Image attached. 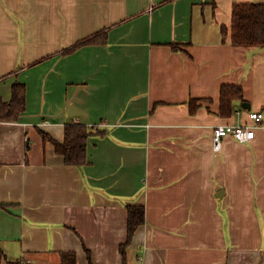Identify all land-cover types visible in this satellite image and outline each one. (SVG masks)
<instances>
[{
  "label": "crops",
  "instance_id": "crops-1",
  "mask_svg": "<svg viewBox=\"0 0 264 264\" xmlns=\"http://www.w3.org/2000/svg\"><path fill=\"white\" fill-rule=\"evenodd\" d=\"M244 2L264 0H0V98L26 90L0 121V264H123L128 204L144 222L125 264H264V47L230 39ZM223 84L243 97L226 116ZM72 122L105 130L80 166L41 135ZM220 124L254 137L215 151Z\"/></svg>",
  "mask_w": 264,
  "mask_h": 264
},
{
  "label": "trees",
  "instance_id": "trees-1",
  "mask_svg": "<svg viewBox=\"0 0 264 264\" xmlns=\"http://www.w3.org/2000/svg\"><path fill=\"white\" fill-rule=\"evenodd\" d=\"M225 34V28L222 27ZM230 39L236 46L264 47V3L244 2L235 3L231 11ZM95 41V35L74 44L70 50L84 43ZM175 47V45H174ZM12 96L4 101L0 98V121H16L24 111L26 104L25 85L20 82L12 84ZM219 113L228 115L232 111V103L236 99H242V88L238 84H223L219 92ZM199 99L191 98L189 109L193 111ZM105 130L97 126H87L82 123H68L64 126V138L62 142L54 140L50 135L41 132L43 141H50L55 152L63 157L64 163L68 165L80 166L86 162V144L89 137L102 136ZM7 204L0 202V208ZM144 222V206L142 204L127 205V237L126 241L120 245L123 264H125V247L129 244L135 230ZM88 260L90 252L86 249ZM60 264H76L77 257L74 251L58 252ZM4 258V253L0 250V263Z\"/></svg>",
  "mask_w": 264,
  "mask_h": 264
},
{
  "label": "built area",
  "instance_id": "built-area-1",
  "mask_svg": "<svg viewBox=\"0 0 264 264\" xmlns=\"http://www.w3.org/2000/svg\"><path fill=\"white\" fill-rule=\"evenodd\" d=\"M249 116L256 124L264 117L263 113L260 111H253L249 114ZM228 134L240 142H248L254 137V130L252 126L246 124L216 125L212 136V146L215 151H218L221 148V140Z\"/></svg>",
  "mask_w": 264,
  "mask_h": 264
},
{
  "label": "water",
  "instance_id": "water-1",
  "mask_svg": "<svg viewBox=\"0 0 264 264\" xmlns=\"http://www.w3.org/2000/svg\"><path fill=\"white\" fill-rule=\"evenodd\" d=\"M247 108H249V106L247 105L246 106ZM70 114H73V115H77V114H80V111L77 110L75 107H71L70 110H69Z\"/></svg>",
  "mask_w": 264,
  "mask_h": 264
}]
</instances>
